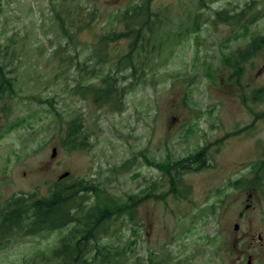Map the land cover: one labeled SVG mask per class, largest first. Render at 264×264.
<instances>
[{"label": "rangeland", "instance_id": "rangeland-1", "mask_svg": "<svg viewBox=\"0 0 264 264\" xmlns=\"http://www.w3.org/2000/svg\"><path fill=\"white\" fill-rule=\"evenodd\" d=\"M142 1L161 15L165 35L197 11L201 27L166 42L156 69L126 89L120 105L96 104L89 93L75 91L76 63L87 57L94 63L106 55L101 48L110 65L124 55L128 38L104 45L100 37L112 30L115 12ZM204 2L199 8V0H2L0 58L16 94L0 99V199L27 191L46 195L55 183L80 177L124 198L159 184L161 174L147 160L167 153L181 158L210 145V166L184 173L181 193L140 202L141 229L127 264H139L148 252L166 264H264V252L255 248L264 242V169L255 165L263 158L264 99L249 96L264 84V48L232 75L237 50L264 33V0ZM248 5L259 16L246 30L243 22L215 18L216 11ZM90 10L95 16L82 26ZM88 81L99 85L100 77ZM51 97L53 111L46 103ZM77 114L87 145L70 150L62 139ZM65 232L12 239L0 247V264H41L33 258L49 254Z\"/></svg>", "mask_w": 264, "mask_h": 264}, {"label": "trees", "instance_id": "trees-1", "mask_svg": "<svg viewBox=\"0 0 264 264\" xmlns=\"http://www.w3.org/2000/svg\"><path fill=\"white\" fill-rule=\"evenodd\" d=\"M204 6V0H199V8ZM1 11L2 0L0 14ZM258 13L253 12L248 5L239 10L233 8L216 11L215 18L230 24L243 22V28L246 30L249 24L258 19ZM115 14L116 21L112 30L102 35L100 41L106 45L128 38L126 53L110 65V58L106 56L109 53H106L105 48H101L99 51L106 55L94 58V63L91 62L92 57H87L81 64L76 63L79 79L75 91L81 95L89 93L93 102L99 105H120L126 89L144 82L149 74L148 69H156L164 44L190 33H197L202 17V13L197 11L192 16L189 15V24L183 28L180 25L169 29L165 35L161 15L151 12L146 2L131 3ZM56 15L60 19L62 32L71 38L69 26L65 28L64 25V17L57 13ZM94 16V10L88 11V21H83L82 26L84 23L89 25ZM263 48L264 33L251 36L234 55L237 63L233 65L232 75L237 77L242 69L239 64ZM229 61L230 57L224 58V62L231 64ZM103 65L109 69L101 72ZM92 76L100 77L99 85L88 81ZM5 94L13 97L16 92L13 80L7 75L5 64L0 58V99ZM249 96L252 101L264 99V84L252 89ZM52 101L53 97L46 99L51 111L55 109ZM17 125L18 123H15L12 126ZM87 137L88 132L82 116L77 114L67 122L62 145L70 150L83 148L87 145ZM209 146H203L197 154L181 158L172 157L167 153L160 161L147 160L160 172L159 184L152 181L150 186L143 188L140 193H128L124 198L111 197L91 179L80 177L67 183H55L46 195L27 191L0 199V247L12 239L66 229L49 254H42L33 259L39 258L41 264H127L135 253L134 237L141 229L142 221L137 212L140 202L150 197L163 199L166 193H181L184 173L210 166L207 152ZM262 154L263 158L259 161L261 163H256V168L264 169V146ZM165 181L167 185H164ZM160 186H165L162 192ZM137 261L138 259H134V263ZM165 262L161 256L156 257L154 252H148L139 264H166Z\"/></svg>", "mask_w": 264, "mask_h": 264}, {"label": "flooded vegetation", "instance_id": "flooded-vegetation-1", "mask_svg": "<svg viewBox=\"0 0 264 264\" xmlns=\"http://www.w3.org/2000/svg\"><path fill=\"white\" fill-rule=\"evenodd\" d=\"M252 239L255 240V237H252ZM258 239H261L260 234H258ZM255 248L257 249L259 253L264 252V242H259V244L255 245Z\"/></svg>", "mask_w": 264, "mask_h": 264}, {"label": "water", "instance_id": "water-1", "mask_svg": "<svg viewBox=\"0 0 264 264\" xmlns=\"http://www.w3.org/2000/svg\"><path fill=\"white\" fill-rule=\"evenodd\" d=\"M52 152H53V154H55V152H56V147H53V148H52ZM66 175H67L66 172H65V173H62L61 176H60V178L66 176ZM234 228H235V229L237 228V225H236V224L234 225ZM249 262H250V260L248 259L247 264H249Z\"/></svg>", "mask_w": 264, "mask_h": 264}]
</instances>
